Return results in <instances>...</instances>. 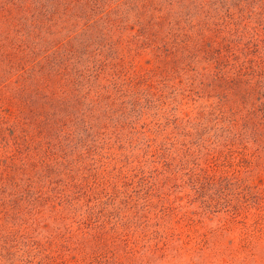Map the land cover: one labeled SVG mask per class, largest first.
Masks as SVG:
<instances>
[{"label": "trees", "instance_id": "16d2710c", "mask_svg": "<svg viewBox=\"0 0 264 264\" xmlns=\"http://www.w3.org/2000/svg\"><path fill=\"white\" fill-rule=\"evenodd\" d=\"M137 50L153 52L154 69L130 72L127 57ZM175 79L181 100L204 103L188 129L164 112L165 125L208 141L197 150L206 161L238 149L264 173V0H0V264H85L62 251L98 263V248L128 236L120 209L100 202L104 192L95 193L97 177L86 169L111 137L136 132L137 93L162 106L161 90ZM211 142L227 150L210 152ZM207 177L226 186L207 205L222 200L232 216L201 235L200 251L234 230L244 201L225 171ZM166 198L160 210L179 223ZM257 198L264 205L263 193ZM182 219L197 230L199 219ZM247 227L232 255L244 252V264L256 261L264 215Z\"/></svg>", "mask_w": 264, "mask_h": 264}, {"label": "rangeland", "instance_id": "374dc122", "mask_svg": "<svg viewBox=\"0 0 264 264\" xmlns=\"http://www.w3.org/2000/svg\"><path fill=\"white\" fill-rule=\"evenodd\" d=\"M135 28L134 26L133 30ZM238 45L241 47L238 61H241L244 60V43ZM141 52L137 50V53ZM148 52H142L140 55L133 51L130 53L127 57L130 61V72L135 70L142 73L155 68L154 54ZM173 81L165 84L161 90V101L165 102L162 106L161 103L153 106L146 102L145 94L138 92L139 87L136 89L137 95L141 97V106L137 112L140 114L135 115L138 121L136 132L125 133V136L119 139L111 137V146L101 149L99 155L95 156L93 163H89L86 169L87 173L97 177L96 185L99 186L96 187L95 193L104 192L103 201L100 202H105L104 206L109 210L120 209L117 218L123 223L122 229L126 227L123 233H128L126 237L128 244L123 235L116 246L108 243L98 250L95 249V252L101 255L98 263H88L91 259L90 254L83 260L82 256L75 252L62 251L64 259L69 263L77 259L79 263L85 264H244V252L239 260L232 255L236 256L238 253L236 250L241 249L244 244L247 226L252 224L258 215H264L262 211L264 205L257 198L260 192L264 197V173L258 171L259 166L255 167L256 162L253 163L249 155H246V160L251 162H244V151L238 149L233 153L227 151L222 154L217 160L218 163H214L212 159L206 161L204 157L206 155L203 154L205 151L197 150L208 141L202 144L194 135L193 141L183 136L186 132L184 129L190 127L183 124H186L188 118L187 121L193 126V116L204 100H181L179 89H176L179 87L178 80ZM171 84L175 85L176 90L169 86ZM159 107L162 114L158 113ZM164 112L178 115L182 121L181 126H185L183 131L174 128L173 123L165 125ZM153 122H159L161 129L155 130ZM142 123L147 125L140 127ZM203 137L207 138L205 135ZM189 141L191 144L189 149L193 155L186 152ZM241 143L244 144V141ZM209 146L210 152L214 147L216 153L218 150L224 152L227 150L223 146L217 148L214 142ZM187 153L192 157L186 156ZM196 155L203 157L197 161ZM215 171H225L230 178L229 183L235 182V186L239 187L244 201L233 224L234 230L222 237L212 235L210 237L212 249L206 247L204 251H200L199 247L203 244L201 235L220 223L228 222L232 216L231 211L225 208L224 201L220 200V205L216 207L208 206L206 203L208 196L217 200L219 195L222 196L218 189L226 188L224 182L210 183L211 177L207 175L214 174ZM233 172L237 176H234ZM163 196L168 198L175 207V212H178L175 218L181 219L179 223L172 221L174 218L171 214L164 215L160 210L161 204L165 203L161 201ZM147 202L149 205L146 207ZM185 214L200 220L195 232L187 225V219H182ZM168 217L171 218L170 222ZM255 247L256 261L247 259L246 264H264V237ZM86 250L93 252L94 248L91 246Z\"/></svg>", "mask_w": 264, "mask_h": 264}]
</instances>
